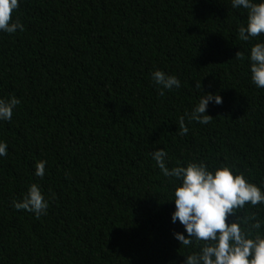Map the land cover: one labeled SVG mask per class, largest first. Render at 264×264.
Returning a JSON list of instances; mask_svg holds the SVG:
<instances>
[{
	"label": "trees",
	"instance_id": "trees-1",
	"mask_svg": "<svg viewBox=\"0 0 264 264\" xmlns=\"http://www.w3.org/2000/svg\"><path fill=\"white\" fill-rule=\"evenodd\" d=\"M12 17L24 31L0 32V98L20 100L0 122V264H183L199 245L174 238L156 149L169 168L226 165L264 189V88L248 65L264 34L239 39L247 15L231 0H22ZM155 70L181 86L161 95ZM201 91L223 103L181 135ZM32 183L49 200L40 218L12 206Z\"/></svg>",
	"mask_w": 264,
	"mask_h": 264
},
{
	"label": "clouds",
	"instance_id": "clouds-1",
	"mask_svg": "<svg viewBox=\"0 0 264 264\" xmlns=\"http://www.w3.org/2000/svg\"><path fill=\"white\" fill-rule=\"evenodd\" d=\"M22 0H0V32L15 34L24 31L18 18L13 19ZM233 9L246 11V24L238 27L241 41L250 42L264 34V0H231ZM238 52L236 58H242ZM250 78L257 88H264V42L254 43L248 56ZM151 79L163 90L178 89L180 80L162 70L152 72ZM201 89V85L199 86ZM202 92V91H201ZM203 93V92H202ZM20 103L15 96L0 98V122L11 121L13 111ZM220 105L223 99L219 94L203 93L191 112L179 118L181 135L188 133L185 119L202 125L210 123L211 116L206 114L209 104ZM8 145L0 140V157L7 156ZM156 167L163 177L173 184L175 210L171 222L177 221L184 232H174V238L183 246L199 245L198 250L185 255L183 264H264V218L255 215L242 219L236 210L245 205H264V189L251 182L242 172L221 165L209 168L203 162L192 161L186 166H166L168 153L156 149L151 153ZM47 161L35 164L34 175L43 178ZM15 210H26L36 218L47 214L49 200L37 183L28 186L20 200H14ZM235 219L229 221L228 218ZM186 233V234H185ZM195 242V244H194ZM202 242V243H201Z\"/></svg>",
	"mask_w": 264,
	"mask_h": 264
}]
</instances>
